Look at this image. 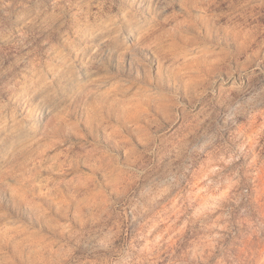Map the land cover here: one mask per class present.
<instances>
[{"label":"rangeland","instance_id":"1","mask_svg":"<svg viewBox=\"0 0 264 264\" xmlns=\"http://www.w3.org/2000/svg\"><path fill=\"white\" fill-rule=\"evenodd\" d=\"M0 264H264V0H0Z\"/></svg>","mask_w":264,"mask_h":264},{"label":"trees","instance_id":"2","mask_svg":"<svg viewBox=\"0 0 264 264\" xmlns=\"http://www.w3.org/2000/svg\"><path fill=\"white\" fill-rule=\"evenodd\" d=\"M245 190L248 192V191H250V188L249 187H246ZM246 200H244V201H246ZM244 203L246 204L245 205L246 208H244V211H245L244 212V215H245L244 216V219H246L247 216L250 217L252 214H255L256 213V211H257L256 206L259 205L260 203H255V202L248 201V200L246 202H244Z\"/></svg>","mask_w":264,"mask_h":264}]
</instances>
